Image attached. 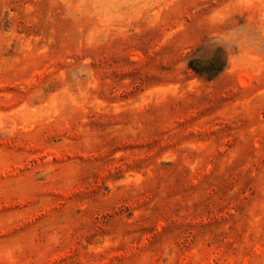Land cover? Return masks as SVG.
Segmentation results:
<instances>
[{"label":"rangeland","instance_id":"rangeland-1","mask_svg":"<svg viewBox=\"0 0 264 264\" xmlns=\"http://www.w3.org/2000/svg\"><path fill=\"white\" fill-rule=\"evenodd\" d=\"M0 264H264V0H0Z\"/></svg>","mask_w":264,"mask_h":264}]
</instances>
